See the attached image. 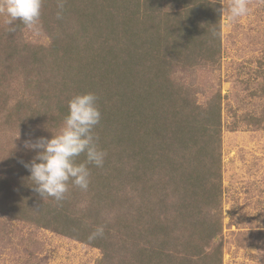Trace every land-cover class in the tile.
Wrapping results in <instances>:
<instances>
[{"label":"trees","instance_id":"1","mask_svg":"<svg viewBox=\"0 0 264 264\" xmlns=\"http://www.w3.org/2000/svg\"><path fill=\"white\" fill-rule=\"evenodd\" d=\"M220 9V0H65L57 20V0H44L47 45L17 44L7 36L25 26L6 28L0 117L24 138L50 139L68 101L92 92L107 153L102 168L89 165L87 191L70 184L57 202L33 190L20 163L35 157L28 150L0 186L17 217L98 247L97 264H223L219 97L199 104L174 78L177 68L215 65ZM17 58L26 61L15 89ZM97 226L104 236L89 240Z\"/></svg>","mask_w":264,"mask_h":264},{"label":"rangeland","instance_id":"2","mask_svg":"<svg viewBox=\"0 0 264 264\" xmlns=\"http://www.w3.org/2000/svg\"><path fill=\"white\" fill-rule=\"evenodd\" d=\"M232 2L220 0L221 8ZM247 4L248 14L235 22L228 20L227 12L221 14V48L215 65L177 68L174 74L192 89L197 103L219 97L223 264H264V0ZM6 20L0 12V45L5 47L7 38L17 44L21 40L48 44L41 22L36 30L24 27L6 38ZM25 61H13L15 89L16 84L22 86ZM29 138L0 117V186L14 177L17 161L28 151L23 142ZM3 199L0 190V264H97L101 249L17 217L14 202Z\"/></svg>","mask_w":264,"mask_h":264},{"label":"clouds","instance_id":"3","mask_svg":"<svg viewBox=\"0 0 264 264\" xmlns=\"http://www.w3.org/2000/svg\"><path fill=\"white\" fill-rule=\"evenodd\" d=\"M44 0H2L0 12L7 16L9 31L16 30L19 21L28 29L36 30L40 24ZM65 11V0H57V20H62ZM228 20L235 22L249 12L247 0H233L227 9L219 10ZM101 121L98 107V96L92 92L77 94L68 101V114L57 134L25 140L26 150L36 151L30 162L20 163L30 172L29 180L33 190L43 199L53 198L60 202L65 199L69 185L87 191L91 182L89 165L102 168L106 151L98 147V137L94 129ZM18 138V137H17ZM84 156L83 162L77 158ZM104 226H97L89 235V240L102 238Z\"/></svg>","mask_w":264,"mask_h":264}]
</instances>
